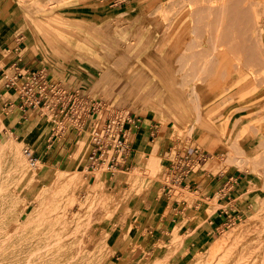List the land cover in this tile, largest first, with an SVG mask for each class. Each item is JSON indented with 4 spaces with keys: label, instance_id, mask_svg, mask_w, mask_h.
Here are the masks:
<instances>
[{
    "label": "rangeland",
    "instance_id": "obj_1",
    "mask_svg": "<svg viewBox=\"0 0 264 264\" xmlns=\"http://www.w3.org/2000/svg\"><path fill=\"white\" fill-rule=\"evenodd\" d=\"M16 1L23 17L24 14H27L26 11L28 9L22 4L20 5V2L25 0ZM228 1L134 0L128 4L126 2L121 3L110 9L102 8L106 6L99 0H49L47 3L46 1L41 3L40 7L43 6L42 9H45H43V12H40V10H38L39 13L38 11L34 12V17L39 16L41 19H46L51 14L55 15L57 13L58 16L67 22V18L73 19L77 17L89 22L98 20L99 22L96 25L100 28L109 27L107 29L112 31L115 38L114 42L120 46L118 52L122 53L121 56L130 65L129 69L125 71L112 68V60H116V57H111V63L105 68L100 66L104 64L103 59L94 62V67L88 62H82L76 52H62L52 43V41H57L55 36L51 35L50 40L48 37L41 35L39 30L33 31L35 37L40 36L41 40L46 44L43 49L44 56L42 55V57L50 59L52 65L55 66V74L60 76L59 79L56 78L60 83H53L71 92L76 97L80 96L101 102L103 106L98 120H104L107 116L116 112L126 117L135 116L140 120H148L153 127L152 130L157 131L153 136L150 135L149 143L152 145L156 144L158 139L164 136L165 144L161 150L163 155L151 151L150 154H154L155 158L151 155L146 159L144 154H141L139 155L140 163L136 161L133 168L120 173L118 184L120 187H128V189L119 188L117 191L108 184L112 171L108 170L106 165H102L91 172L86 171L85 162L91 150L89 143L90 134L84 132L86 130L80 129L77 132V130L73 129L77 127V123L71 122L66 117V109L61 114L60 110L55 113L49 110H42L44 115L41 116L40 113L37 115L38 118L36 119L38 122L36 124L48 127V134H46L48 137H45V139L51 138V140H55L60 145L64 143L66 149L61 151L59 155L54 156V158H44L36 167H31L23 154V150L26 148L32 151L35 150L32 144L28 143V139L24 140V142L16 139L15 136L4 139L0 134V144L10 143L14 147V150L10 152L0 150V264H112V262L121 263L122 261H124V264H264V137L260 135L258 128V125L260 126L264 122V100L260 107L252 106L246 108L244 94L251 89V83L246 87L241 85L236 88L235 92L240 98V102L232 110V115L228 117L227 126L225 122H219L220 140H218V143L214 142L212 137L202 135L200 131L186 133L183 131L184 129L180 131L177 127L172 128V125L165 127L151 115L142 116L135 113L133 107L121 98L111 100L109 96L111 94L112 96L120 97L128 80L131 81L137 75L138 65L129 56L131 53L127 45L129 44L131 47L133 38L135 41H140L142 38L143 40L137 51L138 57L144 58L148 55L149 47L152 46L154 61L153 59L147 60L152 67L149 69V73L169 91L187 112H191L192 107L186 98V91L176 85L184 83V81L190 82V78L196 76L198 72L204 74L202 71L204 68L201 69L202 65H200L202 64L200 56L205 53H209L211 56L213 53L211 52L212 47L220 41H223V44L219 43L220 45H224L227 42L226 46L230 47L228 50L230 52L225 57L232 67L238 69L239 60L237 61V59L244 55L242 47L244 48L245 46L241 42L239 44L236 43L241 36L235 31L238 29L240 22L237 16L238 13L236 16L234 14L240 5L248 6V2L246 5L248 0H239V2L235 0L237 3L234 0L232 2L231 0ZM253 2L264 4V0H252L251 3ZM232 3L233 5H231ZM181 4L182 6H180ZM175 7H178V9ZM175 9L176 12H174ZM257 12L264 21V9H257ZM128 13H133L135 18L128 17ZM247 13L248 18L246 12L243 11V14H240L242 18L245 17L244 20L246 19L243 29L246 28L245 23H248V21L249 25L246 23L247 28L252 26V23H250V21L252 22L251 14ZM177 16L192 18L193 22L190 24V30L187 29L188 32L185 35L178 34L179 30L177 29L180 27L175 26V29L170 30L167 35L161 36L164 29L169 27L171 19ZM26 23L20 20L16 30L23 35L21 41L30 45L33 44V41L31 40L32 37L30 39L28 36L29 23L27 25ZM75 23L77 24L78 22L75 21ZM194 30H196V33L191 36L189 31ZM248 30L249 28L246 31ZM66 31L70 39L79 43L85 42L98 53L104 54L98 43L93 41L87 32L74 26H67ZM118 32L121 34L119 35ZM219 36H224L226 39L220 40ZM244 36L248 38L247 34H243L242 37ZM190 42H195L194 53L197 56H199V53L201 54L199 58L196 57V60L190 58L191 53L185 52ZM262 45L264 48V40ZM109 50L111 52L112 49L108 48ZM201 51L205 53L202 54ZM90 54L97 56L94 51ZM187 55L189 57L185 59ZM213 55L217 60L215 59V62L213 58L212 64L217 62L219 64L220 56L217 54ZM111 56H113L112 53ZM166 56L168 57L167 59ZM205 56L208 55L205 54ZM244 63L246 62L244 61ZM140 65L143 64L140 63ZM243 65L245 66V64ZM225 69V67L221 68L222 79L225 77ZM64 70H68V75L65 78L62 75ZM244 70H246L245 67L244 69L242 68V71ZM0 71L8 73L9 76L13 74L12 71L7 69V65L3 66V62H0ZM204 71L205 74H208V72L213 73L211 69L210 71ZM259 80L260 87H263L262 76ZM3 82L4 80L0 84ZM82 86L86 87V90L80 88ZM262 89L264 94V88ZM17 96V91H14L11 98L17 100ZM263 97L264 95L258 99ZM253 100H249L248 103H253ZM242 103L243 105H241ZM241 116L246 118L248 122L246 133L252 137L246 149L238 146L239 139L243 137L241 135L242 129H240ZM49 117L53 121L48 122ZM232 117H235L236 120L240 119L235 122V118L233 119ZM229 122L236 124L233 125V123L230 124ZM238 123L239 128L237 127ZM1 126L0 121V129ZM226 127H229V129ZM73 131H75L74 134H72ZM153 139L156 140L152 142ZM78 140H83L82 142L87 145L86 151L84 150L82 153V167L79 170V173L83 174L80 175L83 179V184L82 182L78 183L74 179V174L65 165L66 160L75 149L74 144ZM15 145L18 147V153H15ZM220 145V148L226 153L222 157L220 156V159L228 156V160L222 161V164H224L223 170L227 169L230 164H232L231 166L235 165L240 170L247 171V175H250L253 181L256 182L253 187L255 198L250 208L240 214L234 225L220 230L218 234L210 232L206 243H201L197 249L183 258L173 256L176 250L180 248L176 244H157L155 251L152 253L139 246L136 241H133L130 237L132 226H130L129 221L130 211L126 209L125 205L126 198L137 199L141 204L143 198H145L143 195L145 190L142 187L144 181L152 180L163 183L168 181L166 172L170 161L195 149L204 154H206V151L213 153L214 149ZM148 146L150 145L148 144ZM147 150L149 148L143 151L146 153L148 152ZM206 156L209 157L208 154ZM19 158H22L25 162L26 167L30 171L29 174L25 168H20ZM214 158L216 157L212 156L211 160H214ZM238 159H243L245 162L242 164L243 166H236ZM215 160L218 159L216 158ZM39 167L49 169L48 174L45 177L34 179V172ZM99 170H102L107 182L102 187V190L98 192L94 191L93 188H88L87 185L90 184L93 175ZM132 174H138V179H133L132 176L134 175ZM176 192L183 194L179 190ZM128 228L129 231L127 230ZM174 240H176L175 235L172 238V241ZM119 243L130 245V249L123 252L122 259L115 261V258L121 257L120 254L114 255ZM140 252L144 253L142 260L139 256ZM132 254L135 255L134 260L130 259Z\"/></svg>",
    "mask_w": 264,
    "mask_h": 264
},
{
    "label": "crops",
    "instance_id": "obj_2",
    "mask_svg": "<svg viewBox=\"0 0 264 264\" xmlns=\"http://www.w3.org/2000/svg\"><path fill=\"white\" fill-rule=\"evenodd\" d=\"M99 1L106 6L102 8L110 9L121 3L126 2L128 4L134 0ZM20 20L23 21L18 2L16 0H0V61L3 62V66L7 65V69L13 73L12 76H9L8 73L0 71V82L4 80L0 84V121L2 125L0 134L4 139L15 136L16 139L24 142L35 133L38 126L36 118H38L39 113L36 109L23 108L19 96H17V100L11 98L15 89L10 86L9 81L15 78L17 82L21 83L28 74L39 70H43L52 82L58 83L57 80L60 76L55 74V66L52 65L50 59L42 57L46 44L39 35V37H35L33 31H31L32 39L31 37L30 39L33 44L29 45L21 41L23 35L16 30ZM67 72L68 70L63 71L64 78L68 75ZM69 72L71 71L69 70ZM55 79L56 81H54ZM82 89L86 90V87L82 86ZM102 122L103 120L98 119L94 122L88 121L81 130H86L84 132L89 133L92 123H94L95 128L97 125H101ZM152 129L151 123L146 119H142L138 129L131 135L132 152L129 155L130 157L127 158V170L133 168L136 161L140 163L139 155L144 154L147 159L151 155L155 158L154 154H150L151 151L156 154L161 153L165 138L164 136L160 137L157 143L153 145L149 143ZM42 130L28 140V143H31L32 147L35 148L33 152L40 162L47 157L48 159L54 158L66 149L64 143L60 145L51 138L45 139V137H48L46 136L48 127L42 126ZM259 133L264 137V122L259 126ZM155 140L153 139L152 142ZM251 140L252 137L246 133L239 139V148H248V143ZM152 147L154 148L152 149ZM220 147L221 145L216 147L213 153L206 151L205 153L209 155L207 160L200 165L197 171L187 174L181 183H175L176 185L171 186L175 177L174 175L169 176V173L166 172L168 181L164 183L152 180L144 181L142 187L145 190L143 194L145 198H143L141 204L137 199L126 198L125 205L126 209L130 211L129 221L130 226H132L130 237L133 241L152 253L155 251L157 244H176L180 248L176 250L173 256L183 258L187 254H191L201 243H206L210 232L218 234L227 223L228 218L238 219L240 214L244 213V210L250 208L255 198V190L248 186L249 184H256V182L253 181L250 175H247L246 172L235 167V165L233 167L230 164L227 169L223 170L224 164H222V161L228 160V156L220 159L223 154H226ZM148 148L149 153H145L143 150ZM161 155L163 154L161 153ZM212 156L218 160H215L216 158L211 160ZM172 161L168 163L167 169ZM120 173L122 172L111 175L108 182L110 187L117 191L119 188L128 189V187L119 186ZM166 184H170V187H167ZM177 190L183 192V194L177 193ZM127 230L129 231V228ZM174 235L176 240L172 241ZM129 249L130 245L119 243L114 255L120 254L121 257L114 260L122 259L123 252ZM142 253L140 252L139 255L141 260L144 256V253ZM130 259L134 260L135 255L132 254ZM112 264H124V261L121 263L112 262Z\"/></svg>",
    "mask_w": 264,
    "mask_h": 264
},
{
    "label": "bare ground",
    "instance_id": "obj_3",
    "mask_svg": "<svg viewBox=\"0 0 264 264\" xmlns=\"http://www.w3.org/2000/svg\"><path fill=\"white\" fill-rule=\"evenodd\" d=\"M45 1L47 3L49 0H30V1L25 0V1L20 2V5L22 4V6H24L25 8L28 9V11L25 10L27 12V14H24V16L22 17V20L24 22L29 23V28H28V36L29 37L32 36L31 31L36 32V30H39L40 31L39 33L41 35L46 36L49 39H50L51 35H53V37L55 36L57 41L56 42L52 41V43H54L62 52H68V53L76 52V53H78L81 61L84 63L88 62L92 66H94V62H98L99 59H103L104 64L103 65L99 64V65L101 67L105 68L106 66H108V64L111 63V57H113V58L116 57V60H112V65H111V66H113L112 68H117L120 71H125V70L129 69V66H130L129 63L127 62V60H125L123 58V56H121L122 53L118 52V49L120 46L118 43L114 42L115 38L113 37L112 31L107 29L109 27H106L105 29L100 28L96 25V23L99 22L98 20H94L93 22H89V21H85L83 19H78L77 17L73 18V19L67 18V20H68V22H67L62 17L58 16L57 13H55V15L51 14L49 17H46V19H41L39 16L34 17V12H37L38 10H40V12H43V9H45V8L42 9L43 6L40 7V5L43 2L45 3ZM231 2H232V0H231ZM238 2H239V0H238ZM247 2H248V6H241L240 5L238 8L236 7L237 8L236 11L234 10L236 12L234 15L236 16V14L238 13L237 16H238L239 22H240V24L238 23L239 24L238 29H236L235 31H237L241 36L238 38V42H236V43L239 44L241 42L245 46L244 48L242 47V49L244 51V55L240 56L241 58L238 57L239 59H237V61L239 60L238 69L232 67L231 64L227 61V59L225 57L226 54L230 52V51L228 52L230 47L226 46L227 42L224 45H220L223 42V41L222 42L220 41L219 42L220 44L218 43L217 45H214L212 47L213 49H211L212 50L211 52H213L212 55L217 54L218 56H220V58L218 60L220 62L219 64H218V62L215 64H212V62L216 59V58H214L215 57L214 55H213L214 56L213 57L212 55L210 56L209 53H205V52L201 51L202 54L205 53L208 55V56H205V54H204L202 56L199 53V56L201 55L200 60H202L201 61L202 64H200V65H202L201 69L204 68V70H208V71H210V69H211V71H213V73L208 72V74H205V71L202 70L204 72V74H203V73H199V72L197 73V71L194 70V71H196L197 74H196V76H193V78H190V76H189V78L191 79L190 82L184 81V83H180V84L176 85L177 87L183 89V91L184 90L186 91V98L192 107L191 112H187L174 99V97L169 93V91L166 90L149 73V69L152 67H151L150 63L147 62V60L153 59V61H154V58L152 57V54H153L152 48H151L152 46L149 47L148 55H146L144 58L138 57L139 55H138L137 51H138V47L141 45V42L143 40L142 38L140 41L136 40L137 42L133 38L131 47L129 46V44L127 45L128 49L130 50V53H131L129 56L138 65L137 75L131 81L128 80V83H126L125 90H123L124 92H122L123 94L120 97L119 96H112L111 94H109L111 100H114L115 98H121L123 101L128 102L129 105H131V107H133L135 113H137L139 115H142V116L151 115L156 121H158L160 124H163L165 127L172 125V128L177 127L178 130H180V131L182 129H184L183 131H185L186 133H193L195 131H200L202 133V135L210 136V137H212L214 142L218 143L219 142L218 140H220V131H219V124L220 123L219 122H223V123L225 122V124L227 126L228 121H229L228 117L230 115H232V112H233L232 110H234L235 106L238 105V102H240V98L237 96V94L235 92L236 88L240 87L241 85H244L246 87L251 83V85H250V86H252L251 89H249V91H247L244 94V97L246 100V103H244V104H245L246 108H250L252 106L260 107L261 104L263 103V100H264V97L261 99H258L260 96L264 95L262 93V90H263L262 88H264V86L260 87V84H259L260 83L259 79H261V76H262V79L264 81V48L262 45V42L264 40V21L259 17V13L257 12V9L258 10L264 9V4H260V3L257 4L255 2L251 3L252 0H248V1H246V5H247ZM233 3L231 5H233ZM236 5H238V4H236ZM180 6H182V4ZM173 8H174V5H173ZM175 8L178 9V7H175ZM44 11H46V10H44ZM243 11L246 12L247 18H248L247 12H249L251 14V17H252V22L250 21V23H252V26H250V27H252V28L248 27L249 28L248 31H246V30L248 29L247 25H249L248 24L249 21H248V23L246 22L247 25L245 23V26L247 29L246 28L243 29V25H244V22L246 20V19L244 20L245 17L243 15L242 16L244 18H242L240 15V14H243ZM174 12H176V9L174 10ZM38 13H39V11H38ZM128 14H129L128 17L135 18V15L133 13H128ZM246 14H244V15L246 16ZM234 20L236 21L235 17H234ZM75 21H77L78 23L76 24ZM170 22L171 23H170L169 27L164 29L161 36L167 35L170 30L175 29L174 28L175 26L180 27L179 29H177V30H179L178 34L181 33V34L185 35L188 32L187 29H189L191 22H193V21H192V18L188 19V18H185L184 16H179V17L177 16V17L171 19ZM67 26H74V27H76V28H78L84 32H87L90 35V38L93 41L98 43L99 47L104 52V54L98 53L96 50H94V48L90 47L85 42L79 43V42H75L74 40L70 39V37H68L66 34ZM195 31L196 30L189 31L191 33V36L195 35V33H196ZM133 32H135V31H133ZM118 33L120 35L122 33V31H121V33L120 32H118ZM176 33H177V31H176ZM243 34H247L248 38H246V36L242 37ZM243 38L244 39L246 38V39L244 40ZM225 39L226 38L224 36L220 37V40H225ZM54 40H55V38H54ZM194 45H195V42H190L187 46V49L185 50V52L188 51L189 53H191L190 58H192V60H194V59L196 60V57L199 58V56H197L196 53H194V50H195L194 48L196 47ZM229 45H230V43H229ZM108 48L112 49L111 52H110V50L108 51ZM158 49H159V47H158ZM219 49H220V51H218ZM242 49H240V50H242ZM92 51L96 52L97 56H92L90 54ZM162 51H164V50H162ZM170 52H172V51H170ZM111 53L113 56H111ZM124 54H126V53H124ZM242 54H243V52H242ZM126 55H128V54H126ZM188 57L189 56L187 55V57H185V59ZM167 58L168 57L166 56V59ZM213 58H214V60H212ZM234 59L236 60V58H234ZM216 60H215V62H216ZM243 60L246 63H244ZM140 63H142L143 65H140ZM243 64H245V66ZM222 67L226 68L224 71L225 77L223 79L221 78V68ZM244 67L246 70L242 71V68L244 69ZM162 70H163V68H162ZM151 71H153V70H151ZM158 74H160V73H158ZM212 79H214V80H212ZM124 85H125V83H124ZM80 88H82V87H80ZM91 89H92V87H91ZM108 93H109V91H108ZM252 99H254L253 100L254 102L248 103V101L252 100ZM241 105H243V103ZM255 107H253V108H255ZM238 119H240V118H238ZM51 120L53 121V119L51 117H49L48 122H50ZM237 120L235 118L234 121L238 122ZM240 122H241L240 129H242L241 135L244 136L246 134V130H248V128H247L248 122L244 116H241ZM229 123L232 124L233 122H229ZM230 124H229V126H230ZM234 124H236V123H233V125ZM238 125H239V123L237 124V127L239 128ZM226 128L229 129V127H226ZM258 128H259V125H258ZM41 131H43L42 126L38 125L36 127L35 134L40 133ZM35 134L33 136H35ZM87 134H89V133H87ZM195 135H197V134L195 133ZM226 135H227V133H226ZM32 137L30 136L27 139L29 140ZM80 140L76 141V143L74 144L75 149L72 152V154L69 156V158L66 160L65 165H66V168H69L72 171V173L74 174V179L76 181H78V183L82 182V184H83V179L80 177V175H83V174H80L79 170L82 167V162H81L82 161L81 160L82 153L84 152L87 145L82 142L83 140L82 141H80ZM16 145H18V144H16ZM16 145H15V148H16L15 153H18L19 150L17 149L18 147H16ZM0 150L10 152V151L14 150V147L10 143L0 144ZM243 159H244V157H243ZM243 159H238V161L236 162V166H241L242 164H244L245 162L243 161ZM18 162H19L20 168L21 169L25 168L29 174L30 171L26 167L25 162L22 160V158L21 159L19 158ZM246 162H247V160H246ZM46 166H48V165H46ZM48 170L49 169H47V168L43 169V168L39 167L34 172L33 178L36 179V178L45 177L48 174ZM248 171H249V169H248ZM132 175H134V176H132L133 179H138V174H132ZM106 182H107V179H106L104 173L102 172V170H99V171H96V173L93 175V178H92L90 184L87 185V187L93 188L94 191L99 192L100 190H102V187L104 186V184ZM248 187L253 188L254 184H249ZM122 196L124 197V195H122ZM260 223H262V222H260ZM248 226H250V225H248Z\"/></svg>",
    "mask_w": 264,
    "mask_h": 264
},
{
    "label": "built area",
    "instance_id": "obj_4",
    "mask_svg": "<svg viewBox=\"0 0 264 264\" xmlns=\"http://www.w3.org/2000/svg\"><path fill=\"white\" fill-rule=\"evenodd\" d=\"M9 84L17 91L21 106L36 109L41 116L44 115L42 110L53 111V113L60 110L61 114L66 109V117L71 122L77 123V127L73 128L75 130L83 128L88 121L94 122L99 119L103 106L101 102L76 97L53 83L43 70L28 74L21 83L13 78ZM140 122L141 120L135 116L126 117L116 112L107 116L102 124L95 128L92 123L89 132L91 152L87 158L86 171L91 172L106 165L107 169L112 171V176L120 171L125 172L127 158L132 152L130 138L138 129ZM155 132L157 131L152 130L151 136ZM23 154L31 167H36L40 163L39 158L30 149H24ZM206 160V154L196 149L173 160L167 169L169 176L174 175L175 177L171 186L181 183L187 174L197 171ZM166 186L170 187V184ZM237 220L228 218L221 230L234 225Z\"/></svg>",
    "mask_w": 264,
    "mask_h": 264
}]
</instances>
